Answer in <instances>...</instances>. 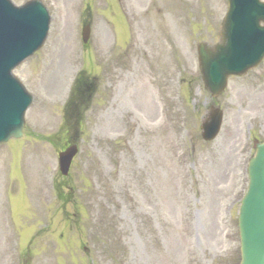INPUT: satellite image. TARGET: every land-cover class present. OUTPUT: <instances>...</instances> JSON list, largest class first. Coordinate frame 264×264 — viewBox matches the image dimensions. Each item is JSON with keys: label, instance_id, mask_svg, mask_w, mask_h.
<instances>
[{"label": "rangeland", "instance_id": "374dc122", "mask_svg": "<svg viewBox=\"0 0 264 264\" xmlns=\"http://www.w3.org/2000/svg\"><path fill=\"white\" fill-rule=\"evenodd\" d=\"M40 1L48 38L14 72L33 97L25 137L0 146V264H240L264 61L205 90L197 46L219 41L227 0ZM82 74L92 91L72 103ZM212 107L223 128L204 142ZM64 141L80 148L67 178Z\"/></svg>", "mask_w": 264, "mask_h": 264}, {"label": "water", "instance_id": "95a60500", "mask_svg": "<svg viewBox=\"0 0 264 264\" xmlns=\"http://www.w3.org/2000/svg\"><path fill=\"white\" fill-rule=\"evenodd\" d=\"M48 10L39 0L16 7L0 0V144L24 137L25 113L32 103L13 70L44 45L50 27ZM263 24V25H262ZM90 26L83 29L84 44L90 39ZM199 66L205 89L216 98L232 76H243L264 59V2L228 0L220 42L198 46ZM223 112L212 109L203 121L202 137L214 140L221 130ZM78 146L59 155L62 175L67 176ZM249 186L239 212L241 264H264V143L248 166Z\"/></svg>", "mask_w": 264, "mask_h": 264}, {"label": "trees", "instance_id": "16d2710c", "mask_svg": "<svg viewBox=\"0 0 264 264\" xmlns=\"http://www.w3.org/2000/svg\"><path fill=\"white\" fill-rule=\"evenodd\" d=\"M81 81H83L82 79L81 80H79L77 83H76V86H75V92H74V94L76 95V94H83V92L84 93H86V89L84 90V88H83V85H82V82ZM59 192H60V189H59Z\"/></svg>", "mask_w": 264, "mask_h": 264}]
</instances>
